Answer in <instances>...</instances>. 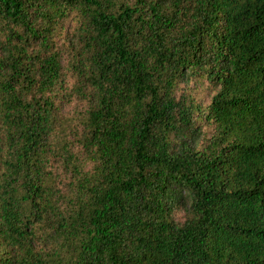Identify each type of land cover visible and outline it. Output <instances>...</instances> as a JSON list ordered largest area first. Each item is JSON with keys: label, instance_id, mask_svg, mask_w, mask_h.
<instances>
[{"label": "trees", "instance_id": "1", "mask_svg": "<svg viewBox=\"0 0 264 264\" xmlns=\"http://www.w3.org/2000/svg\"><path fill=\"white\" fill-rule=\"evenodd\" d=\"M0 264H264V0H0Z\"/></svg>", "mask_w": 264, "mask_h": 264}, {"label": "rangeland", "instance_id": "2", "mask_svg": "<svg viewBox=\"0 0 264 264\" xmlns=\"http://www.w3.org/2000/svg\"><path fill=\"white\" fill-rule=\"evenodd\" d=\"M73 30V23L70 18L64 19L60 24V29L58 30L59 34L56 38L57 45L59 46V49H61L63 52H61V66H62V72H63V81L64 84L67 87L71 84V79L69 77V72L66 70V54L65 50L67 47L66 37H69L71 35V32ZM179 87L183 91L192 93V95L196 98L197 101L206 102L208 101L209 94L208 90L205 86V84L195 83L194 81L188 82L187 86L180 84ZM179 91H177L176 94H178ZM81 109V103L77 101L76 99L72 98L69 103L60 102V108H59V114L63 118L73 117L76 111H79ZM174 218L176 220H181L183 217V212L181 210H176L174 212Z\"/></svg>", "mask_w": 264, "mask_h": 264}]
</instances>
